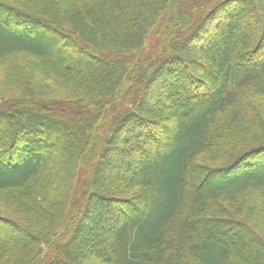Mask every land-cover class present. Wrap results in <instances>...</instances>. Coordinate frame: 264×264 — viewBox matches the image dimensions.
Segmentation results:
<instances>
[{"label": "trees", "instance_id": "16d2710c", "mask_svg": "<svg viewBox=\"0 0 264 264\" xmlns=\"http://www.w3.org/2000/svg\"><path fill=\"white\" fill-rule=\"evenodd\" d=\"M0 75L84 92L0 96L11 264H264V0H0Z\"/></svg>", "mask_w": 264, "mask_h": 264}, {"label": "rangeland", "instance_id": "374dc122", "mask_svg": "<svg viewBox=\"0 0 264 264\" xmlns=\"http://www.w3.org/2000/svg\"><path fill=\"white\" fill-rule=\"evenodd\" d=\"M183 1L185 3H187L188 5H192L195 2V0H183ZM35 4H37V2H35ZM180 5H181V3L179 2L177 7L176 8L174 7V9L170 11L169 15H172L173 13L176 14V10H179ZM212 24H214V22H212ZM209 30L205 33H202V34L199 33L198 34L197 39L199 40L200 44H202V42L200 41V38L204 41H208L207 39L205 40L203 38L209 37ZM209 38L208 39L211 40L213 38V36L211 35ZM199 42H198V44H199ZM205 48H207V47H205ZM204 50H206V49H204ZM204 50L202 51V54L200 55L199 61L201 64L205 65V63L207 62V57H203L205 55ZM8 82L9 81L6 78H3L0 75V96H19L21 94V92H24V93L30 92V90H33V89L39 90V92L44 94V95H47L50 97H55V98L57 97V98H64V99L70 98L71 99V98H75L77 96H84V92L82 90L75 88L72 83H67V82L55 85L52 82H50V80H47V81L35 80L34 84L27 85V83H26V87L22 88V89H20L19 87L14 88L13 86L9 85ZM155 100H156V98H155ZM254 101L256 104H258L260 114L263 115V117H264V97H262V96L256 97L254 99ZM254 131H255L254 134L258 133V127L257 128L254 127ZM236 144L237 145L241 144L240 140H238V142H235V145ZM227 149L230 150L229 148H227ZM236 149H240V148H236ZM223 156H225V155H223ZM196 163L200 166H202V165L203 166H214V165L220 164V159L214 158V156L210 153H202L196 158ZM114 171H115V174L117 176L120 173H122L124 175H128L130 172V171H128L122 167H118V168H116V170L114 169ZM18 210L21 211V208L17 203L16 197L10 195L9 191L8 192H1L0 193V212L8 214L14 218L19 217L21 219L22 213L18 214V212H15ZM22 210H23V208H22ZM23 212H25V210ZM25 219L28 220L29 218L25 217ZM2 233L3 234H5V233L9 234V236H12L15 234L11 231H5ZM0 257H1L0 259L2 261H4V263H6V264H11L12 261L16 260L14 255L5 254L4 252H2V250H0ZM92 264H95V262H92Z\"/></svg>", "mask_w": 264, "mask_h": 264}, {"label": "bare ground", "instance_id": "6f19581e", "mask_svg": "<svg viewBox=\"0 0 264 264\" xmlns=\"http://www.w3.org/2000/svg\"><path fill=\"white\" fill-rule=\"evenodd\" d=\"M218 13H219V11H217V12H215V13L210 15V17L207 19L203 29L200 31V34L205 33L206 30L211 28V26L213 25L212 22H214L217 19ZM255 152H254L253 155H255ZM122 203L126 204V202H122Z\"/></svg>", "mask_w": 264, "mask_h": 264}]
</instances>
